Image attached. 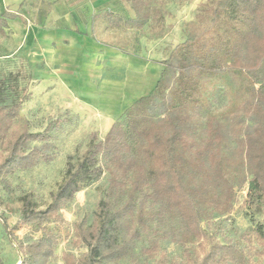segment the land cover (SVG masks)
Listing matches in <instances>:
<instances>
[{
	"label": "trees",
	"instance_id": "trees-1",
	"mask_svg": "<svg viewBox=\"0 0 264 264\" xmlns=\"http://www.w3.org/2000/svg\"><path fill=\"white\" fill-rule=\"evenodd\" d=\"M168 0H128L132 17L107 12L111 27L161 25ZM21 17L8 7L0 13V32L7 19ZM186 28V38L162 60L160 78L149 94L127 108L103 139L93 134L76 163L69 155L63 181L48 209L35 210L25 197L24 222L42 229L40 238L20 246L21 264H49L59 238L43 223L72 201L81 188L107 177L94 222L76 227L87 251H69L64 264H119L127 258L150 264L170 241L190 253L188 244L209 236L203 223L230 213L238 190L249 187L248 201H264V0H207ZM239 79L241 98L236 122L212 113L211 96ZM13 73L0 78V185L7 177L54 159L50 131L16 128L27 98H10ZM16 89V85L12 86ZM234 120V121H235ZM260 237L264 240L261 231ZM194 264H247V251L231 241H211ZM138 257L143 259L139 262ZM0 264H4L0 253Z\"/></svg>",
	"mask_w": 264,
	"mask_h": 264
},
{
	"label": "rangeland",
	"instance_id": "rangeland-1",
	"mask_svg": "<svg viewBox=\"0 0 264 264\" xmlns=\"http://www.w3.org/2000/svg\"><path fill=\"white\" fill-rule=\"evenodd\" d=\"M204 1L168 0L161 4L165 19L161 25L146 23L138 29L110 28L105 19L109 11L132 17L128 0H3L0 13L8 7L21 14L16 20L7 19L4 32H0V78L11 73L17 76L7 95L19 99L27 95L15 126L25 125L32 132L53 126L50 134L55 153L52 161L17 171L0 185V253L4 264L20 263L24 258L20 246L39 239L43 232L24 222L25 197L35 210L48 209L52 193L65 176L69 155L76 163L86 153L93 134L103 139L135 100L149 96L160 78L162 60L185 40L186 28L196 20ZM61 18L65 26H78L86 36L84 43L47 44L48 28ZM238 80L233 79L228 89L221 85L211 96L213 115L228 124L236 122L239 114ZM107 184L105 174L85 184L55 213L58 217L43 223L46 231L59 238L57 256L49 264H64L66 252L80 256L88 250L78 243L76 227L83 220L85 227L94 222ZM248 193L249 187L243 186L230 213L203 223L209 236L188 244L192 255L165 240L150 264H194L193 259L200 260L211 241L241 245L247 251V264H264V240L259 234L261 231L264 236V201L251 203ZM138 259L142 263L143 259ZM119 264L136 263L127 258Z\"/></svg>",
	"mask_w": 264,
	"mask_h": 264
},
{
	"label": "crops",
	"instance_id": "crops-1",
	"mask_svg": "<svg viewBox=\"0 0 264 264\" xmlns=\"http://www.w3.org/2000/svg\"><path fill=\"white\" fill-rule=\"evenodd\" d=\"M9 1L14 2V3H18V2H21L22 0H9ZM2 4H3V0H0V12L4 8L2 6ZM109 12H111V11H109ZM61 13H63V11H61ZM14 20H16V19H14ZM59 20L60 21L56 20L57 23L54 22L56 25H53V23H52L50 28H48V33L46 35L47 44H51L52 42L62 44V43H65L68 41V42H70V44L75 46V45H79V44L84 43L82 38L83 37L86 38V36L83 35V33L78 31V26L74 27V28L71 26H65V25H67L65 23V19L61 18ZM84 25L86 26L85 23H84ZM109 27L110 28H116V27H111L110 25H109ZM162 68H163V65H162Z\"/></svg>",
	"mask_w": 264,
	"mask_h": 264
},
{
	"label": "water",
	"instance_id": "water-1",
	"mask_svg": "<svg viewBox=\"0 0 264 264\" xmlns=\"http://www.w3.org/2000/svg\"><path fill=\"white\" fill-rule=\"evenodd\" d=\"M22 262V261H21ZM21 262L20 263H18V264H21Z\"/></svg>",
	"mask_w": 264,
	"mask_h": 264
}]
</instances>
